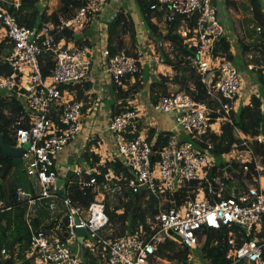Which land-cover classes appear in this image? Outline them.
Masks as SVG:
<instances>
[{
  "label": "built area",
  "instance_id": "obj_1",
  "mask_svg": "<svg viewBox=\"0 0 264 264\" xmlns=\"http://www.w3.org/2000/svg\"><path fill=\"white\" fill-rule=\"evenodd\" d=\"M76 1L80 7L75 14L60 17L58 25L39 21L30 28L18 21L22 0H0V43L13 44L4 57L12 72L0 74V97L14 95L20 102L22 111L11 127L14 146H29L23 156V170L30 189L18 187L15 194L18 203L27 206L29 225L36 219L39 207L46 208L50 215L45 226L55 223L47 229H42L45 226L31 229L27 257L34 264H91L88 252L103 251V262L98 264H159L163 260L157 256L158 244L169 238L168 230L182 238L180 244L195 251L205 230L226 229V257L230 264H264V184L260 182L264 176L257 183L247 182L246 189L238 193L239 187L230 183L236 174L227 171L228 167L235 168L228 165L217 169L213 144L204 141V137L216 132V122L232 121L236 116L241 87L240 70L222 54L214 55L225 34L214 0H157L151 10L164 16L167 24L177 20L182 23L178 34L194 52L190 66L200 76L211 100L219 104L220 117L213 123L209 104L196 101L189 94L166 90L157 93L153 108L173 116L177 129L188 134L189 139L182 141L172 131L167 147L155 163L153 158L157 154L152 144L139 132V111L116 115L109 124V131L117 139L111 161L118 160L128 175L109 172L101 184L96 176L101 174L98 165L91 162L69 165L65 174L57 163L59 155L81 134L84 124L82 104L73 97L74 91L62 87L85 81L94 55V49L88 46L69 48L57 37L66 30L75 34L86 30L105 11L108 2ZM116 16L109 17L107 24ZM155 48L167 50L170 43L160 40ZM144 52L146 49L141 46L134 51L135 55L125 51L111 55L108 47L104 48V66L112 82L122 84L128 76L134 77L142 66ZM45 53L54 56V68L47 77L40 61ZM258 141L264 143L262 136ZM196 142H205V146ZM247 162L251 160L241 162L245 165L244 173L250 169ZM256 171L262 173L264 168L257 166ZM60 178H64L67 186H58ZM113 178L118 182L113 183ZM73 180H77L81 191L92 188L96 194L88 206L74 202L69 196ZM195 185L197 189L191 190ZM142 187L148 191L145 200L152 197L158 200V211L147 220L150 230L157 232L150 234L140 226L134 233L108 238L105 232L110 227V217L106 197L123 196L125 188L139 195ZM184 188L187 201L181 208L165 211L164 206L172 204L175 195ZM11 209L12 206L5 207L0 202V213ZM78 230L86 234L81 243ZM1 254L4 259L10 256L7 250ZM191 259L196 264L205 261L202 254L199 257L196 253Z\"/></svg>",
  "mask_w": 264,
  "mask_h": 264
},
{
  "label": "trees",
  "instance_id": "obj_2",
  "mask_svg": "<svg viewBox=\"0 0 264 264\" xmlns=\"http://www.w3.org/2000/svg\"><path fill=\"white\" fill-rule=\"evenodd\" d=\"M41 1L42 0H22V7L18 12V21L20 25L32 28L39 21L42 24L58 25L60 17H71L80 7V3L76 0H59V8L51 12V3H49L44 10L39 9L38 5ZM139 2H141L140 9L143 18L150 29L153 39L157 42L164 40L170 43L169 51L164 48H159L158 53L162 62L166 66L171 67L174 71L173 76L159 74L158 79L150 85L151 93H159L163 90L171 91L172 88H176V92L189 94L196 101L207 102L210 107H213V102L219 105L208 96L206 87L202 83L200 76L192 66H190V57L194 55V52L188 43H186L185 39L178 34V29L182 26V23L177 20L168 24L164 30H161L159 26L153 22L155 14L151 10V6L158 4V1L139 0ZM65 33H67V30L60 33L57 40L60 41L62 38L61 36ZM127 35L130 36L132 45L137 47V27L133 17L130 14L119 12L115 19L107 26V47L111 55H115L122 51H125L128 55H135L134 52H130L126 46L125 36ZM71 39L75 42L76 48L85 46L89 48L93 47L92 42L88 39H78L75 35H72ZM261 39L263 42L260 44V47H262L260 52L264 57V29L262 30ZM218 47V50L214 54L215 57L220 56L218 52L221 50L223 51V56L221 57H225V59L232 62L230 43L222 38ZM12 49V43H0V74H11L12 72L4 63V57ZM40 61L44 76H49L54 68L53 54L45 53L40 58ZM263 66L264 64L257 68V72L262 74L260 75L261 78L264 77ZM140 67L139 72L134 77L128 76L124 79L122 84H115L111 80V98L114 100L112 105V118L129 110H137V108L133 106L132 101H134L136 95L139 94L144 87L142 82L144 70L141 65ZM82 84L83 82H79L76 85L63 86L62 89L75 91L77 96V100H75L82 104V95L84 93ZM261 86L264 88V80L261 82ZM82 106L83 114L85 115L87 110L83 104ZM5 110H8L9 117L4 114ZM21 111L22 106L14 95L0 97V133L5 134L6 142L11 145H15L14 133L11 127L16 120L17 114H20ZM26 114L27 113H25L27 119ZM211 117L212 122L215 123L220 116L215 111L211 114ZM263 122L264 102L261 96L253 95L248 104L240 108L238 115L234 116L232 121H226L221 124L220 131L218 133H210L208 136L204 137V141L213 144L212 153L215 159L217 156L230 154L235 149L244 150L247 148L260 157V163L264 168V143L258 141V138L262 135L261 127ZM141 131L140 127L139 132L141 133ZM171 135L172 132H161L156 136L155 130L151 129L149 131L147 140L152 144L153 151L157 154V156L153 158V162L156 163L158 161L161 152L167 147ZM205 142H196V145L205 146ZM96 146V140L89 139L80 161L91 162V164L95 166L98 165L101 174L96 176L100 184L104 182V176L109 172H113L117 176L127 172L118 160L106 161L104 164H101V159L93 152ZM246 164H248L250 168L247 173H244L243 167L245 165L242 163L238 164L232 162L221 166L223 169L228 165H232L235 170H237V174L233 177H237L239 181L238 186L240 190L238 193L246 189L247 182L257 183L256 180L264 176V171L262 173L256 171L258 164L255 156L251 162H247ZM15 170L19 171L20 169L14 167L13 159L11 157L5 159L0 152V202H2L5 207L12 206L10 211L0 213V264H34V260L27 257V253L31 249V229H40L41 222L40 219H35L32 225L27 223V206L23 203H18L15 191L18 187L29 190L30 182L26 180V185L20 184L18 174L14 175ZM126 175L128 174L126 173ZM9 179H11V181L7 182ZM112 182L116 183L118 180L113 178ZM190 188L191 190H196L197 186L195 185ZM69 191V196L72 200L80 203L84 207L92 203L96 195L92 188L81 191L78 187L77 180H73V184ZM192 197H196V194H193ZM108 198L110 197H106V205L110 217V227L116 229V233L114 232L115 234L112 233L110 236H107L108 238L119 237L126 233H134L140 226L144 227L150 234L157 232V230L151 231L147 224L148 218L158 211V200L155 197L141 202L139 195L125 188L123 197L115 205L114 209L108 202ZM187 198L186 188H184L175 195L173 198L174 202L172 204L168 203L163 209L166 211L171 208H181L187 201ZM54 225L55 223H51L48 226L42 227V229H47ZM204 233L205 236L201 237L200 248L208 264H230V260L226 257L228 246L227 243H225L228 231L226 229L221 231L205 230ZM3 250L9 252L10 256L8 259L2 257L1 253ZM88 254L91 259V264H98L99 260L103 259V251H98L97 253L91 251L88 252ZM193 254H195L194 250L168 237L162 243L158 244V258L169 262V264H196L194 260L191 259Z\"/></svg>",
  "mask_w": 264,
  "mask_h": 264
},
{
  "label": "crops",
  "instance_id": "obj_3",
  "mask_svg": "<svg viewBox=\"0 0 264 264\" xmlns=\"http://www.w3.org/2000/svg\"><path fill=\"white\" fill-rule=\"evenodd\" d=\"M252 1L257 0H250V2ZM49 3V1L45 3L44 0H42L38 7L40 10H44ZM214 3L218 8L220 19L225 28V34L223 38L230 43L232 62L235 65L237 63H243L245 67L244 72H246L247 70L254 74V77L250 76V74L248 73L245 76L248 90H246L245 93L243 90L236 101L235 110L237 112L236 115H238V111L240 110V108L248 104L251 96H259L257 92L260 91L261 88L264 90V88L261 86V82L264 80V77H260V75L262 74H259L257 72L258 69L252 68H259L264 64V57L260 52V49H262V47H260V44L261 42H263L261 36L264 27H252L250 23L253 18L252 16H247L245 15V13H243L239 4V0H214ZM139 7L140 6H138L137 0H108L105 11L101 14L100 17L93 20L86 29L87 31H90L92 33V37H88L85 35L80 37L90 40L93 44V47L91 48L94 49V55L92 58V64L90 66L88 77L85 81H82V87L84 89V93L82 95V104L86 107L87 111L84 115V117L86 118L84 120L83 130L81 134L75 140H73L58 157L57 163L61 173L66 174L65 169L69 165L87 162L80 161V159L82 153L84 152V145L87 142V139H91L92 135L94 134L104 136L102 139L104 143L101 145L102 147L100 146V150H97L99 148H96L93 151L94 154L98 155L97 157L101 159V163L111 161V154L116 150V143L114 142L113 136L109 131V124L112 118L113 110L112 106L108 107L105 104L111 98L112 82L110 75L106 71V68L104 66V59L102 57V51L107 47L108 18L113 14H118L119 12L130 14L133 17L137 27V47L135 50H138L141 46L145 47L146 49V52H144L142 58V69L144 71L145 68L148 70L151 64L159 63V61H157L158 59H153L156 57L159 58V51L155 48L156 43H158L159 41L154 42V39L150 33V29L145 19L143 18L142 11L141 9H139ZM153 22L156 23L161 30H164L168 25L165 17L158 16L157 14H155ZM252 28H254L255 30L257 29L256 31L258 35H256L254 31L251 32ZM72 35L76 36L75 33L67 31V33L61 36V43L66 47H69V45H67L66 43H70L71 46L69 48L75 47V42L71 39ZM146 44L148 46H146ZM217 48L219 47L217 46ZM218 53L223 55V51L221 50H219ZM158 66L160 68V65ZM166 70L167 68L161 67L160 72L157 74V77L159 74H165ZM144 74L145 72L143 73V85L145 82ZM151 83L152 82L148 80L145 83L147 84L146 87L144 86L142 88V91L137 94L134 101H132L133 106L137 108L140 114V124L142 130L141 133L145 135V137H148V133L151 129L155 130L156 136L161 132H172L175 130V135H177V137H179L182 141H186L187 139H189V136L188 134H185L181 130L177 129L174 117L158 112L153 108L157 93H151ZM175 90L176 88H172V90L169 92H176ZM144 91H146L147 95L142 96V98L139 99L140 103L139 101L137 102L138 96L141 95ZM73 97L77 100L75 91ZM241 100L244 101V105L240 107ZM262 100L264 102L263 98ZM135 104L137 105V107L135 106ZM212 106L213 107H210L212 113L213 111H216V113H218L219 105L213 102ZM224 122L225 121H219L215 123V133H218L220 131L221 124H223ZM59 181L61 183V186H67V184H65L66 182L64 178H60ZM40 208L42 207H39L35 213L36 219H40V225L45 226L48 224L49 218L46 213L41 214L42 212H40ZM112 208L114 209V206H112ZM45 210L46 208L44 209V211ZM45 216L46 219L48 218L47 220H44ZM103 255L105 256V253H103ZM99 262L102 263L103 260H99ZM166 263L169 264V262L167 261Z\"/></svg>",
  "mask_w": 264,
  "mask_h": 264
},
{
  "label": "rangeland",
  "instance_id": "obj_4",
  "mask_svg": "<svg viewBox=\"0 0 264 264\" xmlns=\"http://www.w3.org/2000/svg\"><path fill=\"white\" fill-rule=\"evenodd\" d=\"M50 2L51 3V5H52V10H51V12H54L57 8H59V0H44V2L46 3V2ZM42 2V1H41ZM137 3H138V6H140V4H141V2H139V0H137ZM239 4H240V7H241V10L243 11V13H245V15H247V16H252V21H251V25H252V27H256V26H261V27H264V8H263V6H264V0H257V1H252V2H250V0H239ZM139 9H140V7H139ZM50 12V13H51ZM141 12V11H140ZM221 23H222V21H221ZM223 25V24H222ZM257 30V29H256ZM254 28H252V30H251V32H253L254 31V33L256 34V35H258V33H257V31H256ZM90 36V37H92V33L90 32V31H87V30H84V31H82V32H79V33H76V38H80V37H82V36ZM125 41H126V46H127V48L129 49V51L130 52H134V50L136 49V47H134L133 45H132V43H131V39H130V36H125ZM156 40H154V42H155ZM157 42V41H156ZM67 45H69V47L71 46V44L70 43H66ZM167 51H169V49H167ZM166 51V52H167ZM154 60L155 59H158L157 61H159V63L158 64H151L150 65V68L147 70L146 68H145V74H144V76H145V82H144V86L146 87V85L147 84H145L148 80L150 81V82H154V81H156L157 79H158V77H157V74L160 72V68L161 67H165V68H167V70H166V73H165V75H167V76H173V74H174V71H173V69L171 68V67H166V65L162 62V60L160 59V58H158V57H156V58H153ZM162 63H161V62ZM158 65H160V68H159V66ZM235 65V64H234ZM238 67H237V66ZM235 66L239 69V70H241L240 72H241V87H240V91H239V95L243 92V90H244V93H245V91L246 90H248V87H247V84H246V80H245V76L247 75V73L248 74H250V76H252V77H254V74L253 73H251L250 71H247L246 70V72H244L245 71V67H244V65H243V63H237ZM244 72V73H243ZM172 92H174V91H172ZM258 93V95L259 96H261L263 99H264V90L261 88V90L260 91H258L257 92ZM145 94V95H144ZM147 95V93H146V91H144V92H142V94L141 95H139L138 96V98H137V102L139 101V99L140 98H142V96H146ZM243 100H241V102H240V107L242 106V105H244L243 104ZM113 103H114V100L112 99V98H110L109 100H108V102H106L105 104L108 106V107H111L112 105H113ZM139 103H140V101H139ZM135 106L137 107V105L135 104ZM4 114L7 116V117H9V112H8V110H5L4 111ZM85 118L86 117H84V120H85ZM145 136V135H144ZM103 137L104 136H101V135H99V134H94V135H92V137H91V139L92 140H96V143H97V146H96V148H99V149H97V150H100V146L104 143L103 142ZM113 140H114V142L116 143V141H117V139L115 138V137H113ZM87 141H89V138H88V140ZM102 147V146H101ZM95 148V149H96ZM245 150V151H244ZM244 150H239V149H235V150H233L230 154H227V155H225V156H217V158H216V160H215V167L217 168V169H221V166L223 165V164H227V163H232V162H236V163H241V162H246V161H249V160H252V159H254V157H253V155L255 156V158H256V160H257V164H258V166H260V167H263L262 165H261V163H260V157L255 153H253V151L252 150H248L247 148L246 149H244ZM107 160V159H106ZM23 171V172H22ZM19 170V171H14V175H16V174H18V177H19V183L20 184H22V185H26V180H27V177H26V175H25V172H24V170ZM20 176H21V178H20ZM232 180H231V185L232 186H237V187H239L238 186V178L237 177H232L231 178ZM9 181H11V179H9L7 182H9ZM260 182H261V184H264V178H262L261 180H260ZM122 198V196H117V197H115V198H108V202L110 203V205L111 206H114L115 207V205L119 202V200ZM44 207H42V208H40V212H42L41 214H47L48 215V218L50 217V215H49V213H48V211H44ZM47 218V219H48ZM46 219V216L44 217V220H47ZM116 233V229L114 228V227H109L108 228V230L105 232V235L106 236H109L111 233ZM114 233V234H115ZM89 242V240H87V243ZM200 248V247H199ZM197 249V250H195V252H196V254L197 255H199V257H200V255L202 254L203 255V257H204V254H203V251H202V249L200 248V249ZM74 249H76V247L74 246ZM204 259H205V261H207L206 260V258L204 257ZM205 261H202V263H201V261H200V264H206L207 262H205ZM159 264H168V263H166L165 261H159ZM208 264V263H207Z\"/></svg>",
  "mask_w": 264,
  "mask_h": 264
},
{
  "label": "water",
  "instance_id": "obj_5",
  "mask_svg": "<svg viewBox=\"0 0 264 264\" xmlns=\"http://www.w3.org/2000/svg\"><path fill=\"white\" fill-rule=\"evenodd\" d=\"M261 132H262V138L264 140V122L262 123V127H261ZM29 146H24V147H18V146H14L11 145L9 143L6 142L5 139V134L4 133H0V152L2 153L3 157L6 159L7 157H11L13 159V165L14 167L19 168L20 170H23V156L25 154L26 149ZM228 173H232V174H237V170L228 167L227 168ZM58 186H61L60 181L58 182ZM148 191L147 188L142 187L140 189V200L141 202H143L144 198L146 197ZM78 241L81 243L83 242V239L85 237V231L84 230H78ZM167 235L171 238H173L176 242L178 243H182L183 240L180 236H178L176 233H174L172 230H168L167 231Z\"/></svg>",
  "mask_w": 264,
  "mask_h": 264
}]
</instances>
